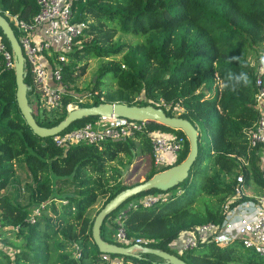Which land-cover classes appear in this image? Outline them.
<instances>
[{
  "label": "trees",
  "instance_id": "trees-1",
  "mask_svg": "<svg viewBox=\"0 0 264 264\" xmlns=\"http://www.w3.org/2000/svg\"><path fill=\"white\" fill-rule=\"evenodd\" d=\"M38 10L37 0H0V14L7 19L15 14L30 21ZM75 10L76 19L85 25L62 70L67 88L60 107L47 109L38 99L31 103L28 98L39 125L58 123L70 102L80 106L120 102L159 106L167 115L189 119L198 131V152L187 177L166 191L152 188L121 203L103 220L102 238L119 243L111 233V218L125 203L162 193L164 199L147 205L136 202L125 211L123 225L132 242L141 238L143 245L175 253L188 264H264V255L237 239L185 250H180L181 240L171 245L186 229L223 221L222 207L234 195L238 173L243 174L244 187L264 192L262 146L251 147L248 141L259 116L255 78L264 79L260 64H252L248 55L264 51V0H77ZM0 33L10 48L1 29ZM118 34L131 35L135 42L125 43ZM91 58L103 62L84 96L92 99L79 102L81 97L69 84ZM228 71L246 72L249 82L225 87ZM24 73L29 87L26 64ZM15 92L14 70L0 55V185L12 180L14 164L23 167L30 179L24 183L25 203L17 195L0 196V264H171L152 253H102L92 239L91 226L98 210L127 187L120 180V167L129 165L138 152H151V133L184 136L173 165L189 151L184 132L148 121L132 136L57 145L55 135L43 137L29 127ZM176 105L181 107L177 114ZM98 118L83 116L59 133L95 124ZM157 171L150 166L145 179ZM100 197L103 203L90 215ZM113 258L119 262H110Z\"/></svg>",
  "mask_w": 264,
  "mask_h": 264
},
{
  "label": "built area",
  "instance_id": "built-area-1",
  "mask_svg": "<svg viewBox=\"0 0 264 264\" xmlns=\"http://www.w3.org/2000/svg\"><path fill=\"white\" fill-rule=\"evenodd\" d=\"M76 1L37 0L39 10L30 21L20 19L15 14L9 15L18 32L15 35L24 55V65H27L32 81L28 88L31 89L35 99L41 101L47 109L61 105L63 92L67 88L62 81V70L69 61V53L79 42L76 41L77 37L83 34L85 23L76 19ZM8 21L10 23V20ZM0 55L4 64L13 68L12 51L3 41L1 33ZM255 85V101L259 116L254 129L248 135V141L251 147L259 144L264 148V79L256 76ZM78 101L82 102V99L79 98ZM74 106L75 103H68L67 111ZM175 107L181 110V107L177 105ZM148 121L99 116L95 124L86 123L81 127L56 134L54 141L57 145H67L84 140L99 143L106 139L128 137L143 131ZM184 141L183 135L166 134L161 131L151 133L150 155L153 167L162 170L163 167L171 165L177 153L182 150ZM262 170L264 176V167ZM243 181V174L240 172L236 175L234 195L222 207L225 213L223 221L221 223L207 222L182 231L181 237L179 236L180 250L210 241L225 245L237 239L244 247L264 255V192L247 194ZM242 195H247L249 198H241ZM158 198L164 199L165 195L147 194L139 199L128 201L116 210L111 218L114 223L111 233L113 239L119 242L118 244H142L143 239L136 238L132 242L126 235L123 216L127 208L136 202L147 205ZM232 201H235V204L231 206Z\"/></svg>",
  "mask_w": 264,
  "mask_h": 264
},
{
  "label": "water",
  "instance_id": "water-1",
  "mask_svg": "<svg viewBox=\"0 0 264 264\" xmlns=\"http://www.w3.org/2000/svg\"><path fill=\"white\" fill-rule=\"evenodd\" d=\"M0 29L5 35L14 62L13 70L16 82V101L18 108L29 127L40 136H53L64 130L71 122L83 116H114L125 117L133 120H149L167 125L171 128L181 129L189 143V151L186 157L179 163L173 164L162 170L157 171L151 177L136 184L127 186L117 192L109 199L96 213L92 226L91 235L98 250L105 254H120L140 256L141 253H152L171 264H188L178 255L165 251L159 247L146 246L140 243L122 245L115 242H108L101 236V225L105 217L113 212L121 203L136 195L139 192L147 191L152 188L166 191L180 182L188 175L189 169L194 162L198 152V131L193 123L184 117L177 115H167L165 111L152 104L128 105L126 103H98L87 106H79L67 111L65 117L52 126L39 125L33 116L32 107L28 102V86L24 82V55L18 39L9 21L0 14Z\"/></svg>",
  "mask_w": 264,
  "mask_h": 264
},
{
  "label": "rangeland",
  "instance_id": "rangeland-1",
  "mask_svg": "<svg viewBox=\"0 0 264 264\" xmlns=\"http://www.w3.org/2000/svg\"><path fill=\"white\" fill-rule=\"evenodd\" d=\"M8 20H10L11 24L13 25V21H11L9 16H8ZM116 37H118L121 41H124L125 43L135 42V38L132 37L131 35L118 34ZM260 50L261 49H259V51H257L256 53H254V51H250L248 57L252 64L254 63H256L257 65L260 64L257 66L258 70H264V62H262V57H264V51L263 50L260 51ZM102 62H103V58L89 59V62L85 68V71L81 75H79L75 79L74 82L69 84L70 90L74 93L75 96L81 97L83 102L85 99L91 98L90 96L84 98V96L89 94V87L91 86V81L95 80L96 70ZM27 96L30 102L34 103L33 101L35 100V97L31 94ZM79 106H80L79 103H75L74 107H79ZM173 110L176 112V114L177 112L180 111V109L175 106ZM261 162L262 163L264 162L263 159L261 160ZM150 166H152V159H151L150 153L148 154V153L138 152V154H136L133 157V160L129 165H124L120 167V171H121L120 180L122 184L125 186H130V185L143 181L147 173L149 172ZM13 167H14V173L12 175V180H10L3 187H1L0 185V196L5 195L7 197H11V196L17 195L19 202L25 203L26 201H28V193L26 189H23L24 183L29 182L30 179L27 176V173L23 167L19 166L18 164H14ZM1 175L2 174L0 173V176ZM246 193L253 195V194H259V191H257L251 185V186H248V188L246 189ZM103 201H104V198L100 197L96 201V203L93 206H91L89 210V214L93 215L95 211L101 206ZM31 208L32 210H35V205H32ZM109 223H111V221ZM179 240L180 238L176 239L175 242L173 241L171 243V245L175 246L177 243H179ZM110 262L118 263L119 259L113 258V259H110Z\"/></svg>",
  "mask_w": 264,
  "mask_h": 264
},
{
  "label": "clouds",
  "instance_id": "clouds-1",
  "mask_svg": "<svg viewBox=\"0 0 264 264\" xmlns=\"http://www.w3.org/2000/svg\"><path fill=\"white\" fill-rule=\"evenodd\" d=\"M262 62H264V57H262ZM248 82V75L246 72H240L239 74H236L232 71H228L226 73V83L224 86L227 87L228 84H231V86L235 88L241 83L247 84Z\"/></svg>",
  "mask_w": 264,
  "mask_h": 264
},
{
  "label": "crops",
  "instance_id": "crops-1",
  "mask_svg": "<svg viewBox=\"0 0 264 264\" xmlns=\"http://www.w3.org/2000/svg\"><path fill=\"white\" fill-rule=\"evenodd\" d=\"M164 133L169 134L170 132L164 131ZM260 155H261V160L263 159V161H264V148H262V149L260 150ZM261 164H262L263 167H264V162H263V163L261 162Z\"/></svg>",
  "mask_w": 264,
  "mask_h": 264
}]
</instances>
